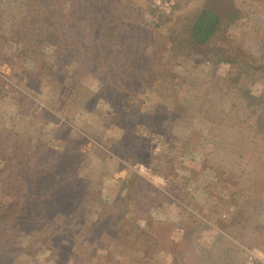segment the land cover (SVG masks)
I'll list each match as a JSON object with an SVG mask.
<instances>
[{
  "label": "rangeland",
  "instance_id": "1",
  "mask_svg": "<svg viewBox=\"0 0 264 264\" xmlns=\"http://www.w3.org/2000/svg\"><path fill=\"white\" fill-rule=\"evenodd\" d=\"M42 1L0 0V208L15 218L7 225L21 213L2 187L17 159H45L63 190L43 227L12 225L17 249L0 262L264 264V0L108 2L106 59L129 45L117 40L122 22L150 30L129 36L140 53H124L146 57L142 87L118 82L128 56L96 70L83 53L31 55L19 25ZM200 7L220 16L203 46L176 48L174 33L155 27L163 15L180 25ZM85 23L89 30L100 19L90 12ZM210 46L233 48L238 62ZM141 230L155 250L133 243Z\"/></svg>",
  "mask_w": 264,
  "mask_h": 264
},
{
  "label": "trees",
  "instance_id": "2",
  "mask_svg": "<svg viewBox=\"0 0 264 264\" xmlns=\"http://www.w3.org/2000/svg\"><path fill=\"white\" fill-rule=\"evenodd\" d=\"M108 2L121 5L119 0H113V2L110 0H43L38 9L21 18V24L19 25L21 29L19 28L18 32L19 40L25 41L26 44H32L33 49L30 53L31 55L38 54V57L45 48H50L53 49V55L57 60L65 61L66 59L78 57L82 53L86 54L84 63H86L87 67L94 65L96 70L100 69L99 62L103 59L109 62V64H113L114 62H111L112 59L118 60L120 58L117 62L120 64L121 59L126 61L128 55L125 56L124 53L130 51L131 48L134 52L140 53L138 52L140 51L138 47L132 46L130 34L133 33L132 36L136 35L139 38H143L144 33L148 32L149 29L145 27L146 24L137 26L136 23L138 21L135 19L122 22L118 27L119 34L117 35V40L119 37L121 39L125 38L129 45L123 46L121 53H117L115 56L106 59L104 52L108 48L106 43L109 42L106 30L109 21L113 17V12ZM90 12L98 15L100 24L98 27L92 26L88 30L84 25H86L85 20ZM180 19L179 25L173 22V18L170 19V17L163 15L158 19L160 23L155 24V27L157 29L163 27L167 30L166 33L169 34L174 33L170 38L173 42H178L175 45L176 48L189 49V47L193 46H203L212 40L219 26L220 16L214 10L200 7L191 11L185 18ZM63 20L65 21L63 22ZM84 31H87L88 35ZM180 33L184 34L185 39L177 37ZM167 37L169 36L167 35ZM135 42H137L136 39L133 41V44H139V47H141L144 41ZM129 46L132 47L130 48ZM207 48V50L213 51L214 55L218 58H221L226 53H234L235 61L227 59V62L233 65L234 62H238L239 60V52L234 51L233 48H227L226 46H210ZM134 56L136 55L134 54ZM128 57L130 58V66L127 64L126 67L116 71L118 82L124 83L126 87L130 85L142 87V84H144L142 81L143 76L146 77L149 70L146 68L142 69L141 67V60L146 57L139 59L133 56ZM149 65L151 66L150 63ZM261 110L264 112V108ZM2 138L0 135V152L3 148ZM259 139L264 140V135L259 136ZM43 162L44 164L42 163V159L38 157L17 159L13 163V171L11 176H9L8 182L2 185V187H5L6 190L11 191L15 195L13 204H17L16 200L19 201L17 211L19 210L21 213L16 214L18 219L12 221V225L24 223L30 225V228L43 227L52 218L51 215L48 217L46 215L53 208L55 201L59 200V197L54 195L55 192L58 190L62 192L63 189H61V184L55 182L53 174L49 171L48 162L45 159ZM42 188L44 192L37 193ZM30 193H34V195L31 196ZM4 211V209L0 208V261L5 260L2 257L3 250H6L9 246L17 249L13 240L14 235L11 233L12 225H7L10 224L11 219H15L10 216L13 212L8 215ZM35 216H41L38 219L39 221H37ZM148 233L151 232L141 230V234L133 240V243L136 241L138 250H140V247L144 248L146 245L155 250L157 241L153 239V235L151 238L148 237ZM139 237H142L143 243L141 245L138 240ZM144 237L147 238L146 242H144ZM123 242L127 245H132L129 242V238L125 237Z\"/></svg>",
  "mask_w": 264,
  "mask_h": 264
}]
</instances>
